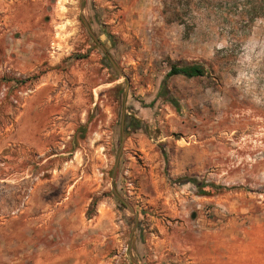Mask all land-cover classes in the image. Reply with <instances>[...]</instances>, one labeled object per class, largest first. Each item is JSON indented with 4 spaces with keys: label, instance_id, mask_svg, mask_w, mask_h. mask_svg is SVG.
<instances>
[{
    "label": "rangeland",
    "instance_id": "obj_1",
    "mask_svg": "<svg viewBox=\"0 0 264 264\" xmlns=\"http://www.w3.org/2000/svg\"><path fill=\"white\" fill-rule=\"evenodd\" d=\"M171 64L207 74L143 109ZM233 236L264 249V0H0V264H195Z\"/></svg>",
    "mask_w": 264,
    "mask_h": 264
},
{
    "label": "crops",
    "instance_id": "obj_2",
    "mask_svg": "<svg viewBox=\"0 0 264 264\" xmlns=\"http://www.w3.org/2000/svg\"><path fill=\"white\" fill-rule=\"evenodd\" d=\"M211 242L209 249H195V264H248L251 254H263L264 249H247L248 240L236 236Z\"/></svg>",
    "mask_w": 264,
    "mask_h": 264
},
{
    "label": "trees",
    "instance_id": "obj_3",
    "mask_svg": "<svg viewBox=\"0 0 264 264\" xmlns=\"http://www.w3.org/2000/svg\"><path fill=\"white\" fill-rule=\"evenodd\" d=\"M95 20L97 22L99 21L98 18H96ZM99 26H100V28H102V32H103L104 31V28L101 27V25H99ZM108 40L110 42V45H112V41H111L112 38L110 37V39H108ZM106 61L107 60L105 58V63H106ZM108 66L110 67L109 64H108ZM206 74H207V71H206L205 67H203L202 65H197V64H192V65H177V64H171L169 66L168 73L165 75L164 79L162 80V82L160 84V87H159L158 93L156 94L155 99L151 103H149L147 105H142L141 107L143 109H149L150 110L154 106L155 102L158 99H160L162 101L170 102V103L173 104L174 99L169 95L168 89H167V82H168V80L170 78H172V77H184V78L190 80V79L202 78ZM131 119L132 118L130 116L126 117V120H127L126 126H128V124L131 122ZM84 133H85V131L82 132L81 139L84 138ZM178 182L179 183L180 182H183L184 184L192 183L193 186L197 190V194L199 196H202V197L203 196L210 197V196H213L216 193V188L212 184H208V183H204V182H199L197 180H189L187 178H183V179L179 180ZM141 259H142V257H141Z\"/></svg>",
    "mask_w": 264,
    "mask_h": 264
},
{
    "label": "water",
    "instance_id": "obj_4",
    "mask_svg": "<svg viewBox=\"0 0 264 264\" xmlns=\"http://www.w3.org/2000/svg\"><path fill=\"white\" fill-rule=\"evenodd\" d=\"M85 24V23H84ZM85 26H86V28H87V30H88V32H89V35L91 36V38L93 39V41L102 49V51L105 53V55L108 57V59H109V56H108V54H107V52L103 49V46H102V44L100 43V41L93 35V33L90 31V29H89V27L87 26V24H85ZM110 63H111V65H112V67L114 68V70L118 73V74H120V71L116 68V66H115V64H114V62L113 61H111L110 60ZM125 79H126V77H124Z\"/></svg>",
    "mask_w": 264,
    "mask_h": 264
},
{
    "label": "flooded vegetation",
    "instance_id": "obj_5",
    "mask_svg": "<svg viewBox=\"0 0 264 264\" xmlns=\"http://www.w3.org/2000/svg\"><path fill=\"white\" fill-rule=\"evenodd\" d=\"M101 43V42H100ZM102 44V43H101Z\"/></svg>",
    "mask_w": 264,
    "mask_h": 264
}]
</instances>
